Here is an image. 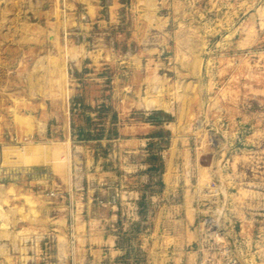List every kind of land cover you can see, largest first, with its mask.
<instances>
[{"label": "rangeland", "instance_id": "1", "mask_svg": "<svg viewBox=\"0 0 264 264\" xmlns=\"http://www.w3.org/2000/svg\"><path fill=\"white\" fill-rule=\"evenodd\" d=\"M163 173L199 187V245L264 251V0H0V246L49 207L66 240L36 251L113 212L141 257Z\"/></svg>", "mask_w": 264, "mask_h": 264}, {"label": "crops", "instance_id": "2", "mask_svg": "<svg viewBox=\"0 0 264 264\" xmlns=\"http://www.w3.org/2000/svg\"><path fill=\"white\" fill-rule=\"evenodd\" d=\"M162 181L164 186L160 195L161 202L158 204L159 216L152 218L149 223L155 233L144 237L141 257L132 254L126 246L120 244L119 235L105 230V222L114 221L113 212L110 218L87 213V219L76 221V231H79L78 249L70 251L66 244L63 251L46 249L43 252L42 246L36 251V242L47 241L51 243L53 249L59 237L64 236L66 240L63 228L64 216L55 218V213L52 211L54 209L48 207L43 213L40 207L39 212L43 216L41 215L42 218H39L38 223L35 222L36 218L33 219V227L36 225L46 227V233L29 237L16 234L15 252L11 253L0 246V264H203L201 245H199L202 233L195 227L199 209L192 202L199 187L184 185L186 178L181 173H163ZM170 195H175L174 201L169 200ZM56 230L63 232L57 234ZM237 236L245 241L255 237V235L249 237L241 231ZM27 238L34 241L33 246L23 245ZM7 239L13 240V236L0 235V243ZM262 253L264 254L263 250ZM57 256L61 257V261L53 262L52 259Z\"/></svg>", "mask_w": 264, "mask_h": 264}, {"label": "built area", "instance_id": "3", "mask_svg": "<svg viewBox=\"0 0 264 264\" xmlns=\"http://www.w3.org/2000/svg\"><path fill=\"white\" fill-rule=\"evenodd\" d=\"M203 245L201 246L203 264H262L261 250L249 251L243 242L229 238L225 234L214 232Z\"/></svg>", "mask_w": 264, "mask_h": 264}]
</instances>
